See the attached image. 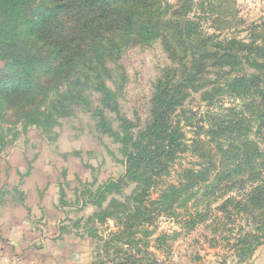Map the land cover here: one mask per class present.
Listing matches in <instances>:
<instances>
[{"label":"rangeland","instance_id":"1","mask_svg":"<svg viewBox=\"0 0 264 264\" xmlns=\"http://www.w3.org/2000/svg\"><path fill=\"white\" fill-rule=\"evenodd\" d=\"M151 7L163 22L160 35L141 44L129 39L102 90L93 93L89 83V105L76 106L48 133L24 124L0 97V159L19 141L21 149L69 160L76 197L69 227L89 239L91 264H264V242L239 251L261 239L260 210L225 216L219 206L236 190L220 184L223 196L207 198L205 189L218 185V147L226 140L248 137L264 151V100L236 82L264 71L246 61L264 60V0H157ZM167 92L174 101L165 104L169 118L157 119L162 134L155 137L153 111ZM157 139H171L177 152L155 165L149 146ZM207 168L208 182L167 198L169 186L193 184L188 171ZM206 210L207 220L191 227L190 214Z\"/></svg>","mask_w":264,"mask_h":264},{"label":"trees","instance_id":"2","mask_svg":"<svg viewBox=\"0 0 264 264\" xmlns=\"http://www.w3.org/2000/svg\"><path fill=\"white\" fill-rule=\"evenodd\" d=\"M156 2L0 0V97L8 105L11 103V110L18 112L24 124H34L42 133H48L55 124L53 122L71 116L76 106L89 105V83L93 85V93L102 90L103 78L110 75L109 65L114 63L115 55L129 46V39L134 44H141L160 35L157 25H163V22L159 17L155 18L159 10L152 11L151 7ZM239 61L242 62V58ZM246 61L255 68L264 69V60L246 57ZM255 75H247V78L242 75L236 82H243L244 92L254 88L264 100V71ZM157 100L159 108L153 111L155 121L150 129L155 137L162 134L157 119L169 118L165 104L170 107L174 97L167 92ZM248 123L252 124L251 121ZM249 129L252 130L250 125ZM168 133H173V129ZM125 137L128 140V134ZM247 138L244 141L226 140L218 147L221 152L216 174L218 185L205 186L211 192L207 198L221 192L220 184H225L224 189L236 190L237 196L227 197L219 206L225 216L231 215L229 210H235L233 216L246 214L250 209L260 210L262 220L255 230L260 232L261 239L256 237L255 245L247 243V249H239L246 254L264 242V151L258 147V142ZM141 145L138 141L136 148L144 150ZM149 148V158L153 153L151 163L155 165L160 163L158 158L170 159L177 152L171 139L165 140L164 144L157 139ZM143 152L147 155L145 150ZM210 164L215 168L214 163ZM221 165L223 168L220 169ZM187 173V180L193 184L169 186L167 198H177L181 189H194L196 184L208 182L211 170ZM207 212L190 214L191 227L206 221Z\"/></svg>","mask_w":264,"mask_h":264},{"label":"crops","instance_id":"3","mask_svg":"<svg viewBox=\"0 0 264 264\" xmlns=\"http://www.w3.org/2000/svg\"><path fill=\"white\" fill-rule=\"evenodd\" d=\"M45 154L17 141L1 156L0 264H91L89 239L69 227V160Z\"/></svg>","mask_w":264,"mask_h":264}]
</instances>
